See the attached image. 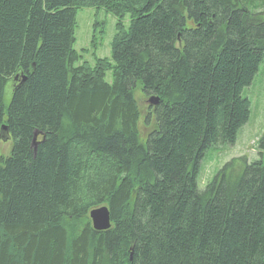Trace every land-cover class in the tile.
Here are the masks:
<instances>
[{
  "label": "trees",
  "instance_id": "obj_1",
  "mask_svg": "<svg viewBox=\"0 0 264 264\" xmlns=\"http://www.w3.org/2000/svg\"><path fill=\"white\" fill-rule=\"evenodd\" d=\"M84 7L116 19L110 59L92 65L73 49ZM262 12L264 0H0V264H264V134L258 159L197 185L206 150L248 121ZM135 91L158 98L144 116ZM103 205L111 226L95 231Z\"/></svg>",
  "mask_w": 264,
  "mask_h": 264
},
{
  "label": "rangeland",
  "instance_id": "obj_2",
  "mask_svg": "<svg viewBox=\"0 0 264 264\" xmlns=\"http://www.w3.org/2000/svg\"><path fill=\"white\" fill-rule=\"evenodd\" d=\"M263 9H260L262 11ZM264 20V12H262ZM115 17L103 8L84 7L75 14L73 49L80 55L78 64L83 61L93 64L94 58L110 59V44L115 34ZM125 27L128 17L124 19ZM87 50V51H84ZM110 72L106 73L109 80ZM10 85L7 84L5 104L10 97ZM242 96L250 103V115L246 124L239 130L236 141L232 145L211 147L204 153L200 160L197 185L203 189L205 184L212 179L215 173L231 159L243 158L241 161L251 162L259 157V141L264 134V60L259 65L250 85L242 91ZM136 100L141 116L147 113V97L135 91ZM140 136L144 137L147 128L140 119L138 122ZM11 143L7 140L0 142V155L6 157Z\"/></svg>",
  "mask_w": 264,
  "mask_h": 264
},
{
  "label": "water",
  "instance_id": "obj_3",
  "mask_svg": "<svg viewBox=\"0 0 264 264\" xmlns=\"http://www.w3.org/2000/svg\"><path fill=\"white\" fill-rule=\"evenodd\" d=\"M147 103L149 106H155L158 103V98L155 96H149L147 99ZM1 132H6V126L1 127ZM36 135L37 133H34L33 139H32V147L35 148L37 142H36ZM1 139L3 141L8 140V135L6 134V137H4L1 134ZM89 220L91 222V226L93 230L95 231H105L110 228L111 226V220H110V214L109 210L106 206H99L96 208H93L88 213Z\"/></svg>",
  "mask_w": 264,
  "mask_h": 264
}]
</instances>
